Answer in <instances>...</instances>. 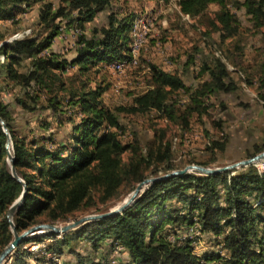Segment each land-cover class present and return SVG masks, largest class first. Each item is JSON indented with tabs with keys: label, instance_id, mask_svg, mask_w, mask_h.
Instances as JSON below:
<instances>
[{
	"label": "trees",
	"instance_id": "1",
	"mask_svg": "<svg viewBox=\"0 0 264 264\" xmlns=\"http://www.w3.org/2000/svg\"><path fill=\"white\" fill-rule=\"evenodd\" d=\"M112 1L63 0L56 5L49 0H0V26L6 21L11 26L0 29V56H4L0 58V116L10 132L15 167L27 184L25 199L14 216L20 233L41 223V215H46L47 221L60 223L69 221L83 207L107 204L121 195L122 184L134 188L147 177L150 168H155L154 174L177 169L169 161L172 154L170 145L164 141L165 129L145 146L136 134L133 141L123 142L120 135L125 126L101 98L106 87L86 88L83 83L80 89L73 88L64 77L70 68L77 67L79 77L96 67L101 70L99 64L130 60V31L137 18L134 13L120 16L111 12L107 26L94 28L91 36L85 32L86 24L109 8ZM177 3L183 13L192 17L204 15L212 3H217L220 9L215 13L216 21L227 35L237 31V20L227 0H177ZM36 4H40L39 29L13 39L20 30L21 16ZM241 5L257 26L264 25V0H243ZM64 20L69 27L79 30L73 59L51 49ZM22 68L26 71H21ZM203 71L209 73L210 79L202 83L186 105L184 113L188 115L200 109L204 112L201 100L204 95L235 88L221 58H216L212 65L206 64ZM150 74L151 87L136 94L131 105H120L116 111L157 110L162 116L177 120L178 110L171 95L186 87L184 79L154 64L150 65ZM11 84L20 89L12 102L24 111H50L56 115L64 113V105L78 108L81 117L72 124L66 144L49 147L50 137L28 140L19 135L10 104L1 96ZM68 120L73 122V117ZM7 140L0 122V253L14 237L7 211L23 192V184L14 177L7 162ZM125 152H129L127 160L122 156ZM163 162L166 166L158 169ZM193 162L207 166L211 161ZM94 190L100 191L98 200ZM196 223L202 233L216 237L226 250L224 258L218 253L199 255L194 239L182 238L180 231ZM170 234L174 240L169 238ZM44 237L55 238L51 247L59 252L80 239L90 241L95 251L103 249L104 242L110 251L122 247L128 252V261L119 264H209L211 260H222L223 264H264V167L261 173L250 164L233 171L209 175L186 172L158 180L121 213L88 222L61 239L56 234L28 237L15 251V262L25 263L22 248L26 242ZM69 251L77 255L80 264H86L74 247ZM91 264L106 263L92 260Z\"/></svg>",
	"mask_w": 264,
	"mask_h": 264
},
{
	"label": "rangeland",
	"instance_id": "2",
	"mask_svg": "<svg viewBox=\"0 0 264 264\" xmlns=\"http://www.w3.org/2000/svg\"><path fill=\"white\" fill-rule=\"evenodd\" d=\"M49 1H54L57 5L63 0ZM237 2H240V6ZM242 2L243 0H227V6L237 20V31L234 35H227V31L215 19V13L220 9L217 3H212L204 15L192 17L180 10L177 0H113L109 8L86 24L85 32L88 36L93 35L94 28L108 25V15L111 12L120 16L134 13L135 18L137 17L135 21L143 17V22L142 20L140 22L144 26L147 24L148 29L145 30L147 33L142 31L135 36L132 26L130 60L124 61L126 68L121 66L123 60H115L106 65L99 64L101 70L97 71L98 67H96L88 75H79V77L77 67L70 68L64 74L68 86L80 89L83 83H86V88H95L97 85L106 87L101 98L105 105L116 112L118 119L125 126L124 133L120 135L123 142L133 141L137 136L145 146L148 140L159 135L161 129H165L164 141L170 145V154H172L169 161L177 169L197 164L193 161L198 160L211 161L207 166L218 168L250 158L264 151V25H256L245 7L241 5ZM39 10L40 4H36L22 15L18 24L20 30L8 40L12 37L23 38L39 29ZM9 23V21L2 23L0 29L11 28ZM62 25L61 33L54 40L51 49L68 59H73L77 53L79 30L69 27L67 20H64ZM0 58L4 59V56L1 55ZM216 58H221L226 64L235 88L204 95L201 99L205 107L204 112L200 109L189 115L184 113L186 105L191 103L202 83L210 79L209 73L203 71V68L206 64H214ZM151 64L178 73L185 81L186 87L171 95V101L175 102L178 110L177 120L162 116L157 110L145 113L116 111L120 105H131L136 94L143 93L151 87ZM21 71H26V68H22ZM1 83H3L2 79ZM18 92H20L19 87L11 84L2 91L1 96L10 104L19 135L28 140L34 137H50L52 141H47L49 147L66 144L70 139L72 124L80 120L81 114L78 108L63 104L64 113L56 115L50 111H24L12 102ZM70 116L73 117V122L68 120ZM260 148L263 149L258 152ZM122 156L127 160L129 152H125ZM262 160L252 164L256 166ZM164 166L166 162L161 163L157 168ZM153 169L155 168L147 170L146 178L167 173L154 174ZM188 172L197 171L191 169ZM138 184L132 188L124 183L119 189L121 195L118 198L107 204L98 203L92 208L83 207L76 211L69 221L57 224L64 225L84 216L117 209L134 193ZM144 186L141 194L149 184ZM93 195L95 200H98L100 191L94 190ZM39 221L54 223L47 221L46 215H41ZM91 221H86L84 224ZM186 229L180 231L182 238L194 239L193 245L197 254L218 253L222 258L227 255L216 237H212L213 234L202 233L198 223ZM42 231L30 236L41 237L47 234ZM64 235L58 234L57 237L61 239ZM169 238L175 239L172 234ZM54 242L53 237L26 242L22 248L25 251L24 264H80L77 255L69 251L70 247H74L80 253L86 264H91L92 260L106 264L128 261L126 250L119 247L110 251L106 242L103 243V249L95 251L90 241L74 240L71 245L62 247V252L52 249L51 244ZM15 251L3 264H17L14 259ZM209 264H223V261L211 260Z\"/></svg>",
	"mask_w": 264,
	"mask_h": 264
},
{
	"label": "water",
	"instance_id": "3",
	"mask_svg": "<svg viewBox=\"0 0 264 264\" xmlns=\"http://www.w3.org/2000/svg\"><path fill=\"white\" fill-rule=\"evenodd\" d=\"M0 122L3 125L4 131L8 135L6 148L8 149L7 160H8V163L10 164L11 172L14 175V177L23 184L22 194L9 207V209L7 211L6 216L8 218L9 223H10L11 231L13 232L14 237L1 251V253H0V264H3L5 259H7L9 257V255L11 253H13L25 239H27L30 235H33L39 231L44 230L45 232H47V234H56V235L63 234L64 235L67 232L71 231L72 229L76 228L77 226L84 224L86 221L99 220V219L108 217L110 215L123 212L127 207H129L136 200L137 197L140 196L141 190H142L144 185H147V184L150 185V184H152L158 180H163V179L169 178L171 176L182 175L191 169H193L199 173L209 175V174H215V173H220V172H224L227 170H231L233 168H240L243 166H247V165H250L256 161H260V160L264 159V151H262V152L254 155L250 158L243 159V160L238 161L236 163L225 165V166L218 167V168H212V167H208V166H204V165H200V164H191V165H188L187 167H185L184 169H176V170L167 172L163 175L145 178L135 188V191H134L132 197L128 200V202L124 203L123 205H121L117 209L109 210V211L99 213V214L84 216L81 219H78L72 223H68V224H64V225H60L57 223H39V224L33 225L32 227H30V228H28V229H26L20 233L16 228V225L14 222V216H15V213L18 211L19 207L21 206V204L23 203V201L25 199V195L27 193V184L24 181V179L22 178V176L19 173V171L17 170V168L15 167L14 155L12 154V152L10 150L11 145H12L10 132H9L8 126L6 125L4 119L1 116H0ZM60 226H62V227H60Z\"/></svg>",
	"mask_w": 264,
	"mask_h": 264
},
{
	"label": "bare ground",
	"instance_id": "4",
	"mask_svg": "<svg viewBox=\"0 0 264 264\" xmlns=\"http://www.w3.org/2000/svg\"><path fill=\"white\" fill-rule=\"evenodd\" d=\"M143 18V17H142ZM142 18H140V19H137L135 22H134V24H133V33H135V36L138 34V33H141L142 31H145V30H147L148 29V26H147V24H146V26H144V25H142V23L140 22L141 20H142ZM147 20V19H146ZM142 22H143V20H142ZM146 22V21H145ZM149 22V21H148ZM146 32V31H145ZM147 33V32H146ZM141 37V36H140ZM13 39H18V37H16V38H13ZM142 39V38H141ZM137 43H138V39H137ZM138 45V44H137ZM128 64H130V63H128ZM116 65V64H115ZM118 69V68H117ZM122 69V68H121ZM10 150H11V148H10ZM11 152H12V150H11ZM145 187V186H144ZM132 195L133 194H131L130 195V197L128 198V199H126V200H124L122 203L124 204V203H126V202H128V200L132 197ZM61 225V224H60ZM60 227H62V226H60ZM41 232H43V231H39V232H37V233H41Z\"/></svg>",
	"mask_w": 264,
	"mask_h": 264
},
{
	"label": "built area",
	"instance_id": "5",
	"mask_svg": "<svg viewBox=\"0 0 264 264\" xmlns=\"http://www.w3.org/2000/svg\"><path fill=\"white\" fill-rule=\"evenodd\" d=\"M143 32H144V31H143ZM137 44H138V43H137ZM136 49H137V48H136ZM135 62H136V60H135ZM121 66H122L123 68H126L124 60L121 61ZM262 167H264V160H262L261 162H259V163L256 164V168H257L258 170H260V173H261V168H262Z\"/></svg>",
	"mask_w": 264,
	"mask_h": 264
},
{
	"label": "crops",
	"instance_id": "6",
	"mask_svg": "<svg viewBox=\"0 0 264 264\" xmlns=\"http://www.w3.org/2000/svg\"><path fill=\"white\" fill-rule=\"evenodd\" d=\"M212 237H214V235H212Z\"/></svg>",
	"mask_w": 264,
	"mask_h": 264
}]
</instances>
